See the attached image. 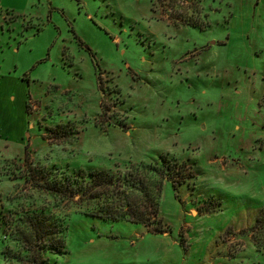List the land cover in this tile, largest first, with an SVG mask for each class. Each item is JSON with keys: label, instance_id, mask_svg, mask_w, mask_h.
Instances as JSON below:
<instances>
[{"label": "rangeland", "instance_id": "1", "mask_svg": "<svg viewBox=\"0 0 264 264\" xmlns=\"http://www.w3.org/2000/svg\"><path fill=\"white\" fill-rule=\"evenodd\" d=\"M186 1L0 0V264H264V6ZM162 154L187 165L152 229L32 174ZM41 211L63 251L18 230Z\"/></svg>", "mask_w": 264, "mask_h": 264}, {"label": "trees", "instance_id": "2", "mask_svg": "<svg viewBox=\"0 0 264 264\" xmlns=\"http://www.w3.org/2000/svg\"><path fill=\"white\" fill-rule=\"evenodd\" d=\"M185 20L190 21L187 18ZM26 106L29 108V103ZM186 165V162H174L167 154H162L158 162L131 164L125 171L118 170L117 173L104 169L83 168L75 173H66L57 167L56 170H50L46 166L36 169L32 174H40L42 181H48L45 188L52 193H59L63 199L68 198V195H80L87 203L99 199L97 208L85 211L87 214L104 220L143 223L152 229L153 221L158 218L165 180H176L174 175L180 173ZM51 174H54L56 179L52 178ZM263 219L264 212L258 216L257 221ZM24 220L29 221V230L21 226L18 230L22 232L26 244L32 245L28 243L29 239L37 237L40 243L43 242L40 244L43 252L48 249L53 252L65 249L66 224L61 222L62 218L54 219L41 211L28 215ZM49 259L46 258L44 262L48 263ZM31 264L38 263L34 260Z\"/></svg>", "mask_w": 264, "mask_h": 264}, {"label": "crops", "instance_id": "3", "mask_svg": "<svg viewBox=\"0 0 264 264\" xmlns=\"http://www.w3.org/2000/svg\"><path fill=\"white\" fill-rule=\"evenodd\" d=\"M186 1V0H185ZM188 1H186V3H187ZM253 2V4L252 5H254V12H255V15H256V12H257V6L258 7H260V6H264V0H253L252 1ZM178 20H180V21H182V19L181 18H178ZM256 52H258L257 50H255V53ZM9 79H11V76H7V75H1L0 74V86L2 85V83L4 84V82H5V85L7 84V81H10ZM1 93L2 94H5L6 92L5 91H1ZM11 97H12V95H11ZM10 99V98H9ZM27 105V102L25 101V106ZM27 107V106H26ZM25 129H26V127H24V128H21V130H20V137L22 138V139H24L23 138V135L25 134Z\"/></svg>", "mask_w": 264, "mask_h": 264}]
</instances>
